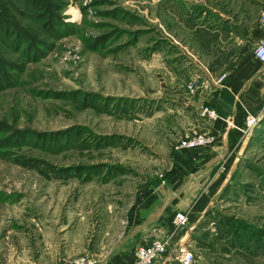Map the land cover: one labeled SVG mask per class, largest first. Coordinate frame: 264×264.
Listing matches in <instances>:
<instances>
[{
	"label": "rangeland",
	"instance_id": "374dc122",
	"mask_svg": "<svg viewBox=\"0 0 264 264\" xmlns=\"http://www.w3.org/2000/svg\"><path fill=\"white\" fill-rule=\"evenodd\" d=\"M263 10L264 0H0L10 26L0 29V264H65L114 241L141 189L165 186L206 107L196 86L226 59L200 54L195 29L238 33L250 54ZM233 161L211 207L168 234L195 264H264V119Z\"/></svg>",
	"mask_w": 264,
	"mask_h": 264
},
{
	"label": "crops",
	"instance_id": "0c3cea01",
	"mask_svg": "<svg viewBox=\"0 0 264 264\" xmlns=\"http://www.w3.org/2000/svg\"><path fill=\"white\" fill-rule=\"evenodd\" d=\"M195 31L196 36L193 37L198 43L200 54L217 59L225 53L226 59L221 69L208 70L214 80L196 86L197 95L194 98L195 105L203 104L218 110L219 118L211 120L201 113L185 135L191 138L205 133L213 135L215 140L207 150L188 158H182L176 151L175 162L162 190L157 189L161 185L159 183L142 188L134 199L133 208L126 212L122 220L121 230L110 231L117 239L100 242L90 251L88 255L97 264H133L139 247L154 239L166 238L171 233L175 213L185 212L190 217L202 216L216 198L214 188L226 186L232 178L229 172L235 168L233 159L243 143V138L236 143L233 133L239 129V124H243L240 130L244 132L248 114L261 122L264 119V66L253 54L257 42L264 38L261 20L253 30L250 54L247 53V47L241 46L243 39L238 33H231L226 28L212 30L208 27H197ZM230 45L234 46L233 49ZM221 48L222 52L219 51ZM222 75H226L227 79L218 86L217 80ZM233 144L236 145L231 149ZM156 182L161 183L160 180ZM155 264L180 263L171 255Z\"/></svg>",
	"mask_w": 264,
	"mask_h": 264
},
{
	"label": "built area",
	"instance_id": "2783aa9c",
	"mask_svg": "<svg viewBox=\"0 0 264 264\" xmlns=\"http://www.w3.org/2000/svg\"><path fill=\"white\" fill-rule=\"evenodd\" d=\"M261 24L264 26V10L261 14ZM253 54L255 58L264 66V38L257 42L254 47ZM227 79L226 75L218 78L217 83L223 84ZM202 115L211 120L219 118L218 110L206 106ZM258 118L248 114L245 119L244 134L250 132ZM215 137L208 134H197L191 138H182L178 142L176 151L182 158H188L193 154L207 150L214 142ZM173 228L175 232H181L190 225V216L185 212H177L173 217ZM176 235L173 233L163 239H154L149 244L141 246L135 252L133 264H155L158 260L173 256L180 264H195L196 258L194 252L186 244H175ZM67 264H97V261L90 255H83L72 258Z\"/></svg>",
	"mask_w": 264,
	"mask_h": 264
},
{
	"label": "trees",
	"instance_id": "16d2710c",
	"mask_svg": "<svg viewBox=\"0 0 264 264\" xmlns=\"http://www.w3.org/2000/svg\"><path fill=\"white\" fill-rule=\"evenodd\" d=\"M8 21H4V20H0V29L5 32V34H7L10 31V26ZM240 109V107H239ZM239 129L236 130L233 134H235V142L237 143V141L241 138L244 137V132H242L240 129H242L243 124H239ZM231 137H232V132H231ZM236 144H233V146H231V149H233L235 147Z\"/></svg>",
	"mask_w": 264,
	"mask_h": 264
}]
</instances>
